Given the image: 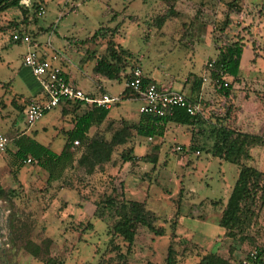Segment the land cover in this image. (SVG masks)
I'll return each mask as SVG.
<instances>
[{
  "label": "rangeland",
  "instance_id": "1",
  "mask_svg": "<svg viewBox=\"0 0 264 264\" xmlns=\"http://www.w3.org/2000/svg\"><path fill=\"white\" fill-rule=\"evenodd\" d=\"M229 1L22 0L20 6L26 13L20 7L0 13V134L9 140L6 151L0 153V188L14 191L0 200V210L7 214L0 264H45L24 250L28 241L42 248L48 245L53 264H165L169 247L175 252L176 264H199L203 257L214 255L227 264H239L255 244L264 245V221L241 234L229 235L218 226L222 208L217 202L228 199L238 167L208 154L213 143L211 132L218 126L232 129L236 122L254 124V118H245L259 111L245 107L244 101L249 97L258 100L264 94V0H238L242 15L231 16L230 24L221 30ZM171 6L175 14L162 28H156V19ZM40 8L45 10L42 17L37 15ZM21 32L43 56L59 54V68L81 79L90 75L98 59L107 58L110 48L114 49L124 70L119 80L106 79L104 86L112 96L122 93L126 77L135 68L159 86L172 80V91L179 92L181 78L191 71L201 79L207 62L215 60L226 43L243 37L248 45L238 79L229 80L228 96L209 84H201V95L185 94L203 105L202 115L197 125L172 124L170 136L176 140H165L160 156L155 155V165L137 159L124 168L121 155L128 148L122 150L125 145H119L113 152L114 164L121 165L118 176L100 169L87 176L76 164L80 152L74 145L75 164L58 182L48 184L47 174L36 162L19 169L13 157V140L34 135L37 130L36 141L43 146L50 144L59 154L76 118L88 108L70 105L63 114L65 105H61L31 127L25 124L22 111L32 101H21L17 94L23 89L19 69L29 46L11 40L12 34ZM94 34L97 37L89 41ZM77 83L87 93L85 79ZM127 97L133 99L120 100L111 117L125 109L138 112L142 101L130 91ZM113 124L105 132L109 140L116 139L128 125L120 120ZM255 126L257 135L264 137V118ZM132 136L137 137L134 129L128 132V138ZM260 139H254L247 148L249 156L241 163L264 172V140ZM154 142L149 145L152 153ZM135 152L140 154L139 149ZM107 200H113V205L108 206ZM125 202L142 204L154 218V227L164 229V236L156 237L137 226L128 255L122 239L109 233L118 219L116 210ZM257 206L258 220H262L264 206ZM254 232L260 241H251Z\"/></svg>",
  "mask_w": 264,
  "mask_h": 264
},
{
  "label": "trees",
  "instance_id": "2",
  "mask_svg": "<svg viewBox=\"0 0 264 264\" xmlns=\"http://www.w3.org/2000/svg\"><path fill=\"white\" fill-rule=\"evenodd\" d=\"M21 2L22 0H0V13L12 7H20L23 13H26V9L24 10L20 6ZM242 11L238 0H230L227 2L226 19L221 30L230 24L231 16H241ZM174 14V7L171 6L167 13L156 19L155 27L158 29L162 28ZM18 34L22 35L24 33L21 32ZM95 34L89 41L97 37ZM242 39L243 37L241 40H237L231 44L226 43L224 48L219 50L215 58L216 68L221 69L230 81H236L239 77L241 57L244 49L248 45ZM111 45L112 43L109 42L108 47ZM121 63L120 56L114 49L110 48L107 58L104 57L96 61L92 68V73L94 75H100L110 81L119 80L124 70ZM148 84L154 83L144 77L143 85L146 86ZM201 84V79H195L192 83V92H199ZM230 87L231 82L227 89L218 92L228 96ZM128 91V89H125L123 95L126 96ZM61 105H65L62 109L64 113L65 108L70 105L88 109L76 118L73 129L66 134V143L59 154L51 150L50 144L43 146L38 143L35 135H22L13 140V148L15 149L13 157L18 163L19 169L23 167L27 158H32L37 166L47 174L48 184L58 182L63 177L64 172L72 168L75 164L76 148L73 145L74 142H78L79 150L77 149V151L80 152L76 164L84 170L87 176H92L97 169H100L103 165L111 161L114 148L125 143L130 129H134L135 134L139 137L152 139L162 138L169 124L178 126H193L198 124V117H190L186 114L185 110L175 108L163 118L140 115V120L137 124L131 125V127L125 124L122 133L116 139H111L112 141L107 142L101 137H93L90 139L88 138V133L91 128L100 126L106 120L109 109L88 106L82 103H64ZM211 137L213 143L208 154L213 158L238 167V176L228 199L225 203L217 202V205L222 208L218 226L228 232L229 235L233 234V232L241 234L244 229L250 226L252 227L256 222L260 223L261 220H258L260 209L257 205L259 203L260 207L264 206V173L241 163L242 158L249 156L247 148L255 141L244 134L229 130L224 126H218V128L212 130ZM137 159H140L143 163L155 165L158 157L154 155L137 158L132 156L131 150L121 155V162L123 164L133 165L137 162ZM13 193V190L6 192L0 188V200H4L9 195L12 196ZM106 204L112 206L113 200H107ZM116 214L118 217L117 222L109 233L114 237L121 238L127 245V255L131 252L134 244L137 226L146 228L156 237L164 236V229L154 227V218L149 212L145 211L142 204L137 202L122 203L120 208L116 210ZM10 228H13L12 222ZM252 237L253 240L251 241H260L258 232H254ZM258 246L259 244H255L247 254ZM24 250L36 260L45 264H53L49 259L48 245L42 248L28 241L24 245ZM165 264H176L175 252L171 247L168 248ZM199 264H227V262L214 255L203 257Z\"/></svg>",
  "mask_w": 264,
  "mask_h": 264
},
{
  "label": "built area",
  "instance_id": "3",
  "mask_svg": "<svg viewBox=\"0 0 264 264\" xmlns=\"http://www.w3.org/2000/svg\"><path fill=\"white\" fill-rule=\"evenodd\" d=\"M44 14L45 10L40 8L37 13L38 17H42ZM11 40L14 43L29 46L23 56L22 66L31 72L43 95L40 102L30 103L23 111L25 124L28 127H31L49 111L60 107L64 103H82L97 108L110 109L119 102V98L106 94L94 98L69 84L58 65L60 55L43 56L37 49V45L32 44V40L28 35L15 33L11 35ZM215 63V60L207 62L201 77L202 85L209 84L216 91L227 89L230 86L229 78L221 69L216 68ZM143 78L142 71L135 68L128 74L125 83V89H128L142 101V105L138 109L139 116L163 118L175 108L185 110L190 117L202 115L203 105L199 101H191L178 91L159 89L155 84L144 86ZM148 141H151V138ZM8 143L9 140L0 134V153L6 151ZM73 145L77 146L78 142H74ZM177 150L180 151L181 149L177 148ZM34 163L35 161L32 158H27L24 162L26 165ZM239 264H264V245H259L251 250L241 258Z\"/></svg>",
  "mask_w": 264,
  "mask_h": 264
},
{
  "label": "crops",
  "instance_id": "4",
  "mask_svg": "<svg viewBox=\"0 0 264 264\" xmlns=\"http://www.w3.org/2000/svg\"><path fill=\"white\" fill-rule=\"evenodd\" d=\"M41 47L43 48V46H41ZM193 47H191V50L193 49ZM244 51H245V49H244ZM244 51H243V53H244ZM48 56H51V55H48ZM191 56L193 57V54ZM242 56H243V54H242ZM190 63H192V61ZM240 66H242V57H241ZM92 68H93V66L90 69V75L88 74L89 76L87 75L86 78H82V79H85L86 84H87L86 89L84 90V91L87 92L85 94L92 95V97H94V98H97V97H99L101 95H104V94L112 96L111 94H109L107 92V90L105 88L106 86H104V85L107 84V80L105 78L101 77L100 75H94L92 73ZM62 72L64 73V75L66 77V80H67V82H69V84H71V85L75 86L76 88L82 90L77 85L78 84L77 82L82 80L80 77L77 76V74L73 75V74L68 73V72H66L64 70H62ZM19 76L21 77L22 82H23V89H21V93L17 94V95H19L20 100L24 101V100H27V99H31L32 102H40L43 99V95H42V93L40 91V87H39L37 81L33 78L31 72L28 69L23 68L22 64L20 65ZM121 76H122V74H121ZM196 77L197 76H195V74H193L191 71L188 72L187 75H184L183 78H181V81H180L181 89H180L179 92L183 93L184 95L185 94L187 95L189 93L193 94L194 92H192V83L194 82V80H195L194 78H196ZM146 78H148V77H146ZM197 78L200 79V77H197ZM148 79L151 80L155 85H157L159 88H161L163 90H167V91L173 90L172 89V85H171L172 82H173L172 80H168L165 85L159 86L153 79H151V78H148ZM92 85H94V87H92ZM200 89H201V87H200ZM124 90L122 91V93L119 96H113V97L119 98V102H117L113 107H111L109 109V113H108V116H107L106 120L100 126L93 127V128L90 129V131L88 133V138L92 139L93 137H101L105 141L110 142L111 140L108 139V134L105 133V132L107 131V129H110V128L113 127V125H114L113 123H116V121L120 120L121 122L123 121L125 123H128V125H131V124L135 125V124H137L139 122L140 117L138 116V112L133 113L132 111H128L127 109L122 110V113L118 114L116 117H114V118L111 117V113L110 112H111L112 108L119 109L120 100L133 99L132 97H127L126 98V96L123 95ZM197 93H199V92H197ZM199 95H201V93H199ZM12 96H14V95H12ZM244 103H245V107L253 108V110H252L253 112L257 111V110L259 111V112H255L253 114H249V116H248L249 118L246 117L245 120H249V119H253L254 118L255 119V123H256V122H258V119L264 118V94L260 95V98H258V100H256L253 97H249L248 100L244 101ZM14 106H16V105H14ZM23 111H24V109H23ZM23 111H22V115H23ZM66 113L67 112H65V113L63 112V114H66ZM239 115H241V114H239ZM239 115H238V117H239ZM23 119H24V117H23ZM255 123L252 124V125L247 123L245 125V124H238V122H236L235 124H233L234 126H233L232 129H230V128H227V129L235 131V132H238V133H241V134H244L247 137H249L250 139L261 138L260 141L264 140L263 136H259L255 132V130L257 129L256 126H255ZM171 128H172V124H169L167 126L166 131H165V133H164L162 138H152L151 141H148V139L142 138V137H139V136H137V137L132 136L131 139L127 137L125 139V143L122 144V146L125 145V147L122 148V150H125L126 148H128V151L129 150L132 151V156H135L137 158L143 157V156H151L152 151H151V149L149 147L150 143H152L154 141H155L154 143H156L157 139H161L162 142L159 141L158 143H156V146L153 147L154 155L160 156V153L162 152L161 146L165 142V140L166 139L167 140L168 139L176 140L175 137H171L170 136L171 135V130H170ZM262 129H263V127L261 126L259 130H262ZM34 135H35V139H36V137L39 135L37 130H34ZM257 136H259V137H257ZM146 140H147V142H146ZM260 141H259V143H261ZM136 149L140 150V154H137L135 152ZM113 152H114V150H113ZM113 154L114 153H112V155H111L112 156L111 157V161L109 163L103 165L100 168V170L103 171L104 173L106 172V173H110V174L116 175L118 173V170H119L121 165L114 164L115 162H114V155ZM248 154H249V151H248ZM127 165H130V164L125 163L123 165V167L127 168L128 167ZM252 168H254V167H252ZM121 169H123V168H121ZM257 171H259V170H257ZM259 172H262V171H259ZM262 173H264V172H262ZM117 176H118V174H117ZM237 176H238V171H237ZM261 221H264V218ZM262 225L264 226V222H263Z\"/></svg>",
  "mask_w": 264,
  "mask_h": 264
},
{
  "label": "flooded vegetation",
  "instance_id": "5",
  "mask_svg": "<svg viewBox=\"0 0 264 264\" xmlns=\"http://www.w3.org/2000/svg\"><path fill=\"white\" fill-rule=\"evenodd\" d=\"M7 214H5V212H3V210H0V252H1V248H2V243H1V236L5 234V228H6V218H4V216H6Z\"/></svg>",
  "mask_w": 264,
  "mask_h": 264
}]
</instances>
